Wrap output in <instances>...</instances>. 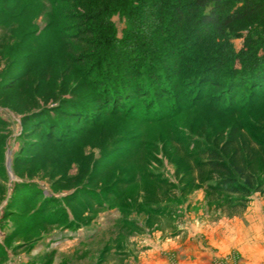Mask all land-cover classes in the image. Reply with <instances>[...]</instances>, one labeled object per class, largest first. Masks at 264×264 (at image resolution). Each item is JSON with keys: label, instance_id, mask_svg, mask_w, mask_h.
<instances>
[{"label": "rangeland", "instance_id": "obj_1", "mask_svg": "<svg viewBox=\"0 0 264 264\" xmlns=\"http://www.w3.org/2000/svg\"><path fill=\"white\" fill-rule=\"evenodd\" d=\"M157 9L0 0V264H264V21Z\"/></svg>", "mask_w": 264, "mask_h": 264}, {"label": "trees", "instance_id": "obj_2", "mask_svg": "<svg viewBox=\"0 0 264 264\" xmlns=\"http://www.w3.org/2000/svg\"><path fill=\"white\" fill-rule=\"evenodd\" d=\"M151 8L157 7L158 12L162 10V8H166L167 10H172L168 24V28L175 27V32L178 30L180 25L184 24V19L187 18L188 15L194 14L195 18L192 20L191 28L189 29V33L186 36L188 42L192 41L195 43H201V40L204 35H206L209 31H214V35L220 39L225 38L227 29L233 27L235 23L246 17L252 16H259L261 21H264V0H250L246 1L245 10L243 14L234 18L235 14H230L228 16H224L225 9L227 7V2L229 0H149ZM156 10V11H157ZM262 10V11H261ZM262 12V13H261ZM164 13V12H162ZM261 13V14H260ZM157 19H160L158 17ZM238 19V20H237ZM173 34V33H172ZM173 35H176L174 33ZM209 47L207 53L209 55L206 59L201 60L200 65L203 66V71L200 72V76L214 65L218 67L220 65V55L219 52L220 45L219 43L215 44L213 42L208 43ZM222 49V48H221ZM210 50V51H209ZM209 51V52H208ZM206 53V54H207ZM219 53V54H218ZM232 56H234L231 52ZM264 58H257L254 64L258 65V73L252 77V88L254 89L255 86L264 83V67H263V60ZM205 61H208L205 65ZM205 62V63H204ZM205 74H203L204 77ZM199 77V76H198ZM202 77V79H203ZM256 83V84H255ZM237 84V83H235ZM233 88L239 87V84L234 85L232 84ZM236 86V87H235ZM231 89V87H230ZM220 167V166H219ZM222 167V166H221ZM247 170L240 171V178L244 179L243 184H237L232 179H228L225 182L227 185L228 190H230L233 194H240V195H250L254 189V181L255 175L253 174H246Z\"/></svg>", "mask_w": 264, "mask_h": 264}]
</instances>
